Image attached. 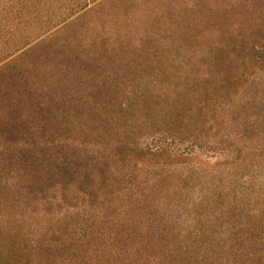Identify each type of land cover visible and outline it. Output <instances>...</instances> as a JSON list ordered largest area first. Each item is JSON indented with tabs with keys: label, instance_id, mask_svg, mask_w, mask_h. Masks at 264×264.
Masks as SVG:
<instances>
[{
	"label": "trees",
	"instance_id": "1",
	"mask_svg": "<svg viewBox=\"0 0 264 264\" xmlns=\"http://www.w3.org/2000/svg\"><path fill=\"white\" fill-rule=\"evenodd\" d=\"M58 1L0 0V74L11 75L19 53L32 45L17 46L12 54V31L51 11ZM102 1L85 0L71 12L76 16ZM64 25L50 26L47 32ZM242 53L251 69L264 67V42ZM179 72L173 66L161 70L160 80L174 73L179 82L150 90L157 117L166 126L145 137L149 146L127 138L131 141L115 147V155L124 152L128 163L142 165L141 158L158 157L171 165L152 185L147 180L135 189L126 183L127 176L117 172L120 159L121 164L111 165V173L100 172L103 178L87 173L82 157H88V166L111 161L112 154L101 157L96 145L19 142L13 139V128L0 126V157L12 152L17 171L9 180L0 178V184L12 187L14 198L45 208L42 212L49 217L45 222H12V243H0V264H264V85L251 92L243 72L223 80L220 71L215 78L202 72L192 87ZM229 79L236 81L232 88L227 87ZM217 90H223L219 97ZM227 102L231 106L224 110ZM26 118L15 120L24 134L31 131L22 124ZM46 118L36 121L42 125ZM49 166L54 173L46 172ZM42 173L46 191L41 186V191L29 193L31 180L40 181ZM86 181L88 188L82 190L78 184ZM177 184L185 185L182 192L171 190ZM73 200L83 218L93 205L89 218L70 222L69 212L49 216L60 206L75 209Z\"/></svg>",
	"mask_w": 264,
	"mask_h": 264
},
{
	"label": "rangeland",
	"instance_id": "2",
	"mask_svg": "<svg viewBox=\"0 0 264 264\" xmlns=\"http://www.w3.org/2000/svg\"><path fill=\"white\" fill-rule=\"evenodd\" d=\"M82 2L85 0H60L51 11L12 31V54L17 46L32 44L19 53L11 75L0 74V126L13 128L17 134L14 140L96 145L101 157L112 154L111 161L88 166V157H82L87 173L103 178L100 172L109 174L111 165L121 164L120 159L118 174L127 176L126 183L138 189L147 180L152 185L171 165H163L158 157L154 161L141 158L142 165L128 163L124 152L115 155V147L127 138H139L142 147H147L145 137L158 126H166L157 117V100L150 90L154 86L168 89L179 82V76L173 73L160 80L161 70L168 72L172 66L180 69L181 78H188L192 87L202 72L215 78L221 71L223 80L243 72L249 91L263 89L264 67H248L242 51L264 42V0H104L75 16L71 10ZM157 22L162 23L158 29ZM62 24L65 27L47 32L50 26ZM236 45L244 48L241 53ZM234 82L229 79L227 87L232 88ZM222 92L217 90V96ZM230 106L224 103V110ZM22 115L27 116L21 122L29 133L24 134L25 128L15 122ZM46 116L45 123L39 124ZM13 156L10 152V157H0L3 180L17 173ZM47 171L55 170L49 166ZM45 182L33 179L27 191L35 194ZM78 185L82 190L88 188L87 181ZM184 188V184H177L171 190L179 193ZM70 202L75 209L60 206L49 216L69 212L70 222H83L92 214L93 205L86 208L88 215L83 218L78 204ZM41 208L14 198L12 187L0 184V243H12V222H45L49 217ZM86 222H92L91 218Z\"/></svg>",
	"mask_w": 264,
	"mask_h": 264
}]
</instances>
